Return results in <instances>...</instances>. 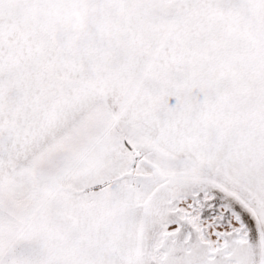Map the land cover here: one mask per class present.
<instances>
[{
    "label": "snow or ice",
    "instance_id": "obj_1",
    "mask_svg": "<svg viewBox=\"0 0 264 264\" xmlns=\"http://www.w3.org/2000/svg\"><path fill=\"white\" fill-rule=\"evenodd\" d=\"M0 264H264V0H0Z\"/></svg>",
    "mask_w": 264,
    "mask_h": 264
}]
</instances>
